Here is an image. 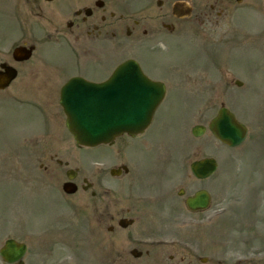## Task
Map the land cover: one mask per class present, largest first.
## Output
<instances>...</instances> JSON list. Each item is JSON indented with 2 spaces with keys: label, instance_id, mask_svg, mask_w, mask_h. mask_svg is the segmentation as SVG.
<instances>
[{
  "label": "rangeland",
  "instance_id": "rangeland-1",
  "mask_svg": "<svg viewBox=\"0 0 264 264\" xmlns=\"http://www.w3.org/2000/svg\"><path fill=\"white\" fill-rule=\"evenodd\" d=\"M25 1V8L22 4V12L16 13L18 21L26 29L30 24L40 44L26 63L33 69L31 78L20 72L26 83L15 82L0 92V248L7 239L25 243L24 264H121L113 263L114 247H131L145 238L146 228L173 231L174 224L193 233L192 225L198 224L202 242L224 245L222 259L264 264V217L253 219L257 212L264 216L254 212L253 204L264 196V0H161V7L157 0H102L105 10L121 18L123 25L120 51L111 50L110 55L117 63L104 53L103 67L112 63V70L135 59L147 77L165 83L167 93L143 135L121 139L124 148L117 143L93 149L75 147L56 100L33 104L44 97L37 93L38 82L56 79L54 86L59 87L76 73L89 81L103 75L93 72L92 63L84 59L82 37H55L57 22L51 9L82 6L79 0H40L37 6ZM178 1L192 7L187 20L178 22L171 16ZM15 6L13 0H0L2 46L18 31L12 17ZM133 21L140 26L126 38ZM161 24L172 25L173 33L163 31ZM27 37L30 40L28 32ZM221 106L248 128L245 141L235 149L209 132L195 138L190 131L207 125ZM41 114L52 115L53 121L45 124ZM45 129L52 131L47 138ZM49 144L46 155L51 162L39 155ZM204 157L214 158L218 171L198 182L188 167ZM66 159L68 168L91 183L85 194L62 193L66 168L56 162ZM120 165L128 173L111 177L110 169ZM52 172L58 187L48 175ZM198 189L211 196L208 210L200 217L177 211L183 209L178 192ZM123 218L133 220L124 231L117 226ZM0 264L5 263L0 259Z\"/></svg>",
  "mask_w": 264,
  "mask_h": 264
},
{
  "label": "flooded vegetation",
  "instance_id": "flooded-vegetation-1",
  "mask_svg": "<svg viewBox=\"0 0 264 264\" xmlns=\"http://www.w3.org/2000/svg\"><path fill=\"white\" fill-rule=\"evenodd\" d=\"M28 1L29 0L25 2L29 3ZM32 1L33 5L35 6H37L40 2V0ZM79 2L80 3L78 4H80V6L82 7L74 8L70 6L67 11L51 9L50 14L57 22L55 28V33L57 35L55 37H61L62 34L66 38L67 36H69L75 38L76 40L82 37L83 55L85 56L86 61L89 60L92 63L93 72H100L103 74L98 80H93L92 82L102 83L110 77V75L116 68L115 66L112 70H109V68L113 64L116 65L117 62V60H115V58L113 59L110 55L112 52L111 50H113V53L115 54L120 51L119 48L121 44L122 31L121 27L123 26L122 19H116L115 14L111 11L107 12L104 8V3L102 0H79ZM13 3H16V6L15 12L12 17L16 21L15 23L17 24L18 31L16 32L15 37L12 38L11 41L7 43V45H0V73L6 72V70L9 71L8 67H11L16 70V77L3 91L8 90L9 87L12 86L11 84H14L15 82L26 83V79H21V74L19 76L20 72H24V74L26 75L25 77L31 78L28 73H32L33 69L32 67H28V65L26 66V63L33 59V56L37 50V46L40 44V41H38L32 35L30 24L27 26L26 29L25 26H23V24L18 21L16 13L22 12V8H25V3L23 2V0H13ZM99 3H103V6L99 7ZM22 4L23 7L21 8ZM132 25V29L127 28L125 31L126 38L133 36V32L137 30V28H139L138 26H140V22L133 21ZM159 26H161L163 31H166L167 33H173L174 28L169 24H161ZM27 32L30 34V40H28ZM212 33L208 32L207 34L212 35ZM147 35L148 32L146 30H142L143 38L147 37ZM21 48H26L27 51L29 50L28 52H31V55L28 52L26 53L25 50H22L15 56L14 50H20ZM104 53L109 54L108 58L111 61H116L113 64L111 63V65L108 66L106 69L101 64L102 59L105 58ZM27 54L30 55V58L26 61L22 60ZM54 80H45L36 84V87L39 90H37V93H42L44 97L43 99H36V102H34L33 104H37L40 102L41 104H49L50 99H52L53 101L56 100L57 102L59 101L61 86H54ZM30 81L34 82L35 80L33 81L32 79H30ZM40 83L42 85H40ZM48 115H45L46 117H44V115L41 114L45 124L47 123L48 119L53 121V119H51L52 115ZM57 115L60 117V114ZM58 116H55L54 120H56ZM51 132V130L45 129V136H48V134H51ZM123 142H126V140ZM121 146L125 147L123 145ZM46 154L47 153L42 154L40 152L39 155H42V157H46L45 160L51 162L52 157ZM116 168L120 167L117 166ZM52 177H54L55 183L58 184V177ZM77 177L78 176H76V178L73 180V184L76 185L77 189L80 188L81 190H83L84 187H88V184L84 183V179L80 181ZM192 177L198 182H203L201 180L196 179L194 176ZM191 185L194 184L192 183ZM199 190L201 189L195 191L192 190L189 192H187L186 190H180L181 192H178V195L182 200L183 209L178 208L177 211L181 212V210H185L188 214L196 217H200L201 215H203L206 211L190 212L185 205L187 198L194 196ZM238 199L235 204L238 203ZM253 204L257 207L254 212L262 211L264 213V196L257 198ZM176 214L177 213L175 211V215ZM256 216L253 217L254 222H259L264 217L262 216V214H259V212H257ZM171 224H173V222ZM192 227L194 228L190 231H193V233H186V231L181 230L174 224L173 231H169L170 228L168 227H158L156 229L146 228L148 233L145 238L136 240L131 245V247L128 248L120 244L114 247V249L116 248V251L114 252L113 250L112 253V257L114 259L113 263L120 262L121 264H231L226 259L224 260L222 259V257H219V254L224 248V245L218 244V246H214L216 245V241L213 240L202 242L201 238L204 237L201 233L203 230L201 229L202 227H198V224H194L192 225ZM120 229L123 231L125 230L122 228ZM193 237H197V239ZM199 237L201 240H198ZM116 238H118V243L121 242L120 235L117 234ZM236 263L242 264L245 262Z\"/></svg>",
  "mask_w": 264,
  "mask_h": 264
},
{
  "label": "water",
  "instance_id": "water-1",
  "mask_svg": "<svg viewBox=\"0 0 264 264\" xmlns=\"http://www.w3.org/2000/svg\"><path fill=\"white\" fill-rule=\"evenodd\" d=\"M174 13L185 16L189 9L177 5ZM13 77L14 73L9 72L1 75L0 89L5 88ZM164 94L162 84L151 82L135 62L128 61L116 69L110 80L100 85L81 79L70 80L61 90L60 105L75 143L94 147L110 143L124 132L131 136L142 132ZM208 128L215 138L230 147L240 144L246 136L245 127L226 109L219 110ZM204 131L205 128L196 127L193 134L198 137ZM190 168L196 178H205L215 171L216 163L213 159H204L193 163ZM65 190L73 192L67 187ZM208 205L209 198L205 192L187 200V208L193 211L205 209ZM130 223L125 221L124 225ZM25 249L23 244L9 240L0 250V256L4 261L13 263L23 257Z\"/></svg>",
  "mask_w": 264,
  "mask_h": 264
}]
</instances>
